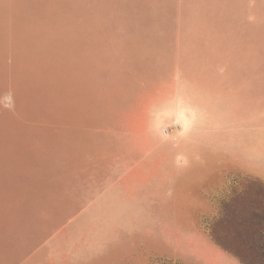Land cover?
<instances>
[{"label": "rangeland", "instance_id": "1", "mask_svg": "<svg viewBox=\"0 0 264 264\" xmlns=\"http://www.w3.org/2000/svg\"><path fill=\"white\" fill-rule=\"evenodd\" d=\"M209 245L264 264V0H0V264Z\"/></svg>", "mask_w": 264, "mask_h": 264}, {"label": "crops", "instance_id": "2", "mask_svg": "<svg viewBox=\"0 0 264 264\" xmlns=\"http://www.w3.org/2000/svg\"><path fill=\"white\" fill-rule=\"evenodd\" d=\"M246 171L245 169H239ZM209 252L212 254V258L206 260L207 264H241L237 259L228 255L220 248L209 245Z\"/></svg>", "mask_w": 264, "mask_h": 264}]
</instances>
